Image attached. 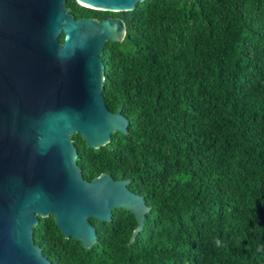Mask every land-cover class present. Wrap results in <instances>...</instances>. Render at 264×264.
<instances>
[{
  "label": "trees",
  "instance_id": "1",
  "mask_svg": "<svg viewBox=\"0 0 264 264\" xmlns=\"http://www.w3.org/2000/svg\"><path fill=\"white\" fill-rule=\"evenodd\" d=\"M107 14L128 33L102 51V94L128 134L99 149L73 135L76 162L87 181L131 178L151 208L133 241L136 220L117 209L90 219L91 248L51 216L34 244L52 264H264V0H146Z\"/></svg>",
  "mask_w": 264,
  "mask_h": 264
},
{
  "label": "water",
  "instance_id": "2",
  "mask_svg": "<svg viewBox=\"0 0 264 264\" xmlns=\"http://www.w3.org/2000/svg\"><path fill=\"white\" fill-rule=\"evenodd\" d=\"M67 0H0V264H52L33 241L39 218L52 217L63 236L91 248L90 222L115 210L143 230L150 211L128 189L131 178L101 172L90 181L78 167L72 136L99 149L128 134L121 107L108 110L102 90L105 44L128 33L120 18L75 19ZM146 0H75L91 10L131 11ZM63 35V41L59 38Z\"/></svg>",
  "mask_w": 264,
  "mask_h": 264
},
{
  "label": "flooded vegetation",
  "instance_id": "3",
  "mask_svg": "<svg viewBox=\"0 0 264 264\" xmlns=\"http://www.w3.org/2000/svg\"><path fill=\"white\" fill-rule=\"evenodd\" d=\"M78 6H79V7H82V6L78 5V4L75 2V0H74V2L72 1V2L70 3L69 8H67V9L69 10V12H70V11H72V12H76ZM93 11H94V15H98L99 17H97V16H95V17H94V16H84V17H81V18H92V19H96V20H98V21H102L103 19H106V18H114V17L108 15V14H107L108 12H106V11H98V10H93ZM70 14H72V13H70ZM72 15L74 16V14H72ZM74 17H75V16H74ZM81 18H78V19H81ZM75 19H76V18H75ZM47 218H48V217H47Z\"/></svg>",
  "mask_w": 264,
  "mask_h": 264
}]
</instances>
